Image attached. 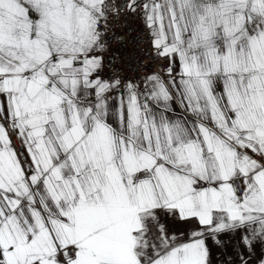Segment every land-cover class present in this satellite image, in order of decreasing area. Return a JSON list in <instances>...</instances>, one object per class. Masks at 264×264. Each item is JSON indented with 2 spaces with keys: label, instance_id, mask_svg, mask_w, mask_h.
Returning a JSON list of instances; mask_svg holds the SVG:
<instances>
[{
  "label": "snow or ice",
  "instance_id": "snow-or-ice-1",
  "mask_svg": "<svg viewBox=\"0 0 264 264\" xmlns=\"http://www.w3.org/2000/svg\"><path fill=\"white\" fill-rule=\"evenodd\" d=\"M0 264H264V0H0Z\"/></svg>",
  "mask_w": 264,
  "mask_h": 264
},
{
  "label": "built area",
  "instance_id": "built-area-1",
  "mask_svg": "<svg viewBox=\"0 0 264 264\" xmlns=\"http://www.w3.org/2000/svg\"><path fill=\"white\" fill-rule=\"evenodd\" d=\"M115 34L124 36L123 43L116 42L113 38L109 50L110 57H119L117 62L110 58L105 65V74H110L109 65L123 69L124 75H135V68L147 66V42H141L143 39V26L135 15H124L119 21H116ZM126 25V26H125Z\"/></svg>",
  "mask_w": 264,
  "mask_h": 264
}]
</instances>
